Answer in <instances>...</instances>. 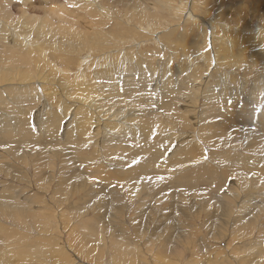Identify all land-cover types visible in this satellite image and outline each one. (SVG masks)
<instances>
[{"label":"rangeland","instance_id":"rangeland-1","mask_svg":"<svg viewBox=\"0 0 264 264\" xmlns=\"http://www.w3.org/2000/svg\"><path fill=\"white\" fill-rule=\"evenodd\" d=\"M135 1L137 3H140L143 7L145 6L149 11L154 9L155 6L157 9V11L155 10L156 12V14L154 15L155 19L148 18L142 12L144 11V9L139 8L140 10H142L141 12H139L138 8L132 7L131 4L126 3L127 6L131 9L130 10L127 8L124 9L125 7H123L121 4L119 5L118 3H114L111 5L108 2H105L104 0H98L97 2L98 4L94 3L96 6H93V4H91L93 7L90 8L92 10L90 12L87 11V8L84 2H82V0H0V29L3 26L6 27L8 26V27H12V30L16 32H20V33L23 32L26 35H30L32 37L33 34L29 30V26H35V22L38 21H42L48 23V25L54 26L58 24V17L62 15H63L64 23L70 22L72 25H70L69 23V25L67 26L70 27L72 26V29L74 30L75 28L76 29L78 28L83 32H87L88 30L87 27L88 26L91 27V24H93V22L97 23L98 25H101L103 28L106 29V31H103V36H102L98 33L96 29L95 34H97V40H96L97 43L96 41H94V43L96 44H90V47L95 51L87 50L84 53L83 52L79 53V55H82V57L84 58L83 61L81 60L79 55H74L73 57L71 56L69 57V59H71V63H70L71 66L69 68L71 73L74 71H78L77 74L83 73L82 76L84 77L87 76V82L91 83V85L89 83V86H94V87L96 86L99 92L104 85V83L99 79L104 77H98V79H96L97 76L94 72L95 69L96 68L99 69V66H101L103 69L113 68L114 65L113 58L118 57V61L120 62L121 67L120 69L115 70L116 77L115 78L111 77L112 79L107 84L111 85L113 90L117 89L116 91H118L120 94L119 97L122 96V98L124 99L129 92L133 94L136 93L137 96H135V98H138L139 96V97H144L145 99H148V101H150V102L146 101L148 106L144 105V110L150 113H157V114H161L164 112L161 106L167 101H170L171 98L174 99L175 97V100L177 102L174 104V106H176L177 104L181 106L183 100L186 101V98H189L192 103L194 102L196 104V109H194V106H188V105L182 106V108L188 112H192L194 117H193V121L190 123L193 126L187 128L186 130H184L182 127H180V129L174 128L172 129V131L163 129L160 132H158V135H160V137L166 138L167 134L169 135V137L173 134L176 139L175 141L179 140V138L181 137L183 141L180 142L179 144L177 143L178 141L173 143L174 145H172L170 148L168 147V152H170L173 149L172 147L174 146L178 147V150L181 149V151L185 149L186 152H188L190 149V154H188V157L192 158V162L188 163L187 169H189V171L194 170L195 173L193 175L198 176V178L202 174L205 173L208 174L210 173V174L206 178V181H202L201 179H199L202 184L197 185L196 187L195 185L192 186V184H190V186L188 187L187 185L184 186V184H182V187L178 186L179 190H177L178 187L176 186H175L176 188L175 187L170 188L165 186L163 188L167 191V193L164 192L165 190L163 191L162 187H156L157 189L156 188L155 189L158 191H155V195L153 193L150 194L151 191L150 193H148V190H146L145 192L139 194V196L137 195L136 199L131 201L130 200L131 193L129 192L130 187L127 184H126L127 186L124 185L125 187L124 192L122 189H120L121 191H119V194H116L114 191H113L114 194L109 193V191L112 190L111 188H115L116 186L115 178L113 177H109L110 179L107 178L106 184H103V182H100L98 179H96L95 180L96 184L101 185L102 188L100 187L97 188L96 186L95 187L93 186L92 190L90 188L87 189L85 187L86 185H88L86 182L85 184L81 182L82 178L83 179L88 178L86 173L88 175H92L91 172L93 169H102L101 170L103 171L102 176L104 178L105 176H107V174L108 176H114L113 174L116 171L118 172L120 169L113 162H108V164L103 163V160L105 159L101 154L104 152V148L106 147L105 145L102 144L103 130L102 132L101 130H99L101 133L98 135V137L96 136L95 142L96 143L99 142L98 144L94 142L92 144L87 143L89 145V146L87 145V147L84 145L81 148L80 146L79 153H81L82 155L87 156L89 152L91 154L93 153L92 156H90L92 158V162L89 156L88 157L90 160L85 159V161L81 157H78L80 158V159L77 158L78 161L82 162L83 160L84 162L82 163L80 162L81 163L80 166V163H77V159H74V162L76 160L75 162L76 165L74 164L72 166L73 169L70 166L71 173L67 172L66 175H64L62 168H59V163L57 164V171L56 168L53 169L51 167H49V169L46 170L43 169L40 171V168L38 166L37 167L32 166L33 165L32 162H31V166H26L24 168L25 165H23L22 163L19 164L16 160L13 159V156L7 158V155L3 154L4 156L3 155L2 156L4 159L1 158L2 156L0 157V164H1L0 167L4 166L8 174H5L3 172H1L0 174L1 177L0 198L5 194L6 195L13 194V192L15 191L16 194L19 196L20 200L15 201V199H11L10 201L11 202L13 201V203H17L16 205L19 204L20 206L18 205L16 207L17 208L22 207L24 210L19 213L17 212V214H19L17 215L15 214L16 211L12 210L11 208L10 210L6 207L4 208L0 207V238L4 237V241H8L7 242L8 250L5 252H7V255L12 256L10 251H12L13 254L19 251L18 254L19 259L17 258V255L16 257H11L12 258L11 259L9 257H3L2 254L1 258L3 259L1 260L0 258V264H239V263L264 264V213L257 219L251 221V224L247 230H238L240 227L237 226L239 222L243 224L244 221L246 222V220H249L252 217H254V214L257 213L259 210L258 208L259 205H264V188L261 187L260 189L253 190L255 192L247 191V190L239 191L237 190L238 187H236L239 180H237L238 182H236V184L231 183L233 180H235V178H238L236 176L240 177V175L241 176L248 175L246 177H251V176L253 177L256 174V172L261 173L262 170H264L262 169L264 167V158H263L264 150L261 152L260 151L261 148H258L257 145L256 147L247 146L248 140H246L245 147L242 146L240 148H238L234 144V143H238V141L236 142L234 140H233L234 142L232 143H230L229 140L226 142L220 141V143L222 144L216 145V148H214L213 145L211 146L207 145L204 142L203 136L201 134V129L203 127L209 126L210 124H208L207 122L205 123V121L209 122V120H201V116L203 115L204 117H206L205 116L206 112L211 105L209 107L205 105V101H206L205 97L207 96H203V94H199L197 92L196 94H192L188 92V90H184V89H188L190 82L192 81V78L195 79L194 80L195 84H193L192 86L196 84H197L196 86L202 84L201 86H199L201 89H203L202 91H204L205 86L208 85L209 86L208 90L210 89L212 95L211 102L214 101L216 106V109L210 110V112H216L217 110V112H220L222 115H224L226 112L225 118H227V115H229L230 113L228 111H233V110L236 111L239 115H241V121H243L241 123V121L239 120L240 117L237 118V122L243 125V127H241L242 129L240 128L241 130L245 129V126L246 128L249 129L247 118L252 113H253L252 114L253 119L252 122L250 123H254V125H257L258 121L259 123L261 122L260 124L264 123V121L262 122V119L264 120V63L256 64L254 66L249 67L244 72V74L240 71L229 69L228 67H226L225 64L218 61L217 44L216 45L213 44L212 38L210 39V34H207V37L209 36L208 40H206L207 42L206 41L205 43L200 42L199 40H201V37L197 33L195 34V32H193L192 30L193 27L189 25L188 21L191 22V20L190 19L187 20L188 16L190 18H193L194 16L196 19H199L202 22L201 18L204 17V19H207L208 16L212 14L216 18V19L214 18V20L216 21L214 22L218 27L216 26L213 27H216V31L215 30L214 31L215 33H217L218 36L224 37L227 34H231L236 38L250 37L255 39L254 42L255 41L258 42L257 40L260 39L264 40V20H262L263 17L255 20L252 19L253 17L256 16V13L253 12L255 7L250 0H245V2H242L241 0L236 2H233V0H135ZM149 2L151 3L150 6L148 4ZM163 3H165L166 6ZM158 10L161 12L159 13ZM263 11H264V7H260L259 12H263ZM141 13L143 14L144 18L141 16ZM129 17L131 20L129 19ZM27 23L29 24V26ZM7 24H9L10 26ZM224 26H227V28L229 27V31L224 30L223 29ZM169 28H173V29L170 30ZM184 28H186L187 29L186 31L189 32L188 34L186 31L182 30ZM180 29L183 32H181ZM189 29L192 31V35ZM172 32H175L173 33L174 35L172 34ZM177 32L180 34L182 33V35L178 34ZM206 32H208V29H206ZM176 34L179 35L180 37L177 36ZM50 35H51L50 38L52 37V39L50 40L49 38L50 41L46 43L47 47H45V48L49 47L47 49L48 55L49 53H51V56L53 55L54 57H59V60H61V57L63 58L64 56H66V54L68 55L77 52V49H75L73 46L67 43L68 41H66L64 35L58 34L57 37V35L54 34V32H51ZM16 36L18 38L21 37L20 34H16ZM174 36L178 38L176 37L174 38ZM104 38L105 39L108 38L109 41L110 39H112L113 41L116 38H118L122 42L126 41V44L122 46V49H119L117 51H114L112 48L110 49L107 46L105 47L103 46L106 49H102L103 47L101 48L100 44L102 43L104 44V41H102L104 40ZM193 38L194 40L191 41L189 40ZM195 40L198 42L196 43ZM231 40H233V38L232 39L230 38V42L233 44ZM256 42L250 45H244L245 47L243 46L247 52L251 51L249 52L250 55L254 52L256 53L257 50L259 49L264 50V42L259 46L253 47L255 46ZM42 44H39L38 46ZM190 45L193 48H191ZM193 45L198 49L196 48L197 49L196 50ZM70 47H72V49ZM188 48H190L191 50H189ZM233 48L235 47L232 45L231 49L234 50ZM235 50L236 52L234 51L232 52L235 54H232L230 56L231 59L230 58L228 59V61L231 63L232 62L236 63L237 61L240 62L239 57L241 53L237 50V48H235ZM69 51L71 53H68ZM100 52L101 53L104 52V53L101 54ZM195 53L198 56H196ZM200 53L202 54L200 55ZM236 53L237 54L240 53V54L236 55ZM255 53L252 54L251 56L255 55ZM235 56H238V58H236ZM189 58L193 59L192 62L191 59ZM245 58L247 59V61L249 60V57H245ZM99 60H103V62L102 61L100 62V65L98 64ZM194 63L197 64V66ZM56 64L57 66H61L60 62H56ZM189 64L191 65L192 69ZM195 67L196 68L199 67L200 70L199 68L196 69ZM201 70H203V72ZM192 73L193 75H191ZM73 76L75 75L73 74ZM225 77L227 78V80ZM165 78H167V80H165ZM168 79L169 80L172 79V81L171 80L170 81L173 82V84ZM95 81L97 82L95 83ZM82 82H83L82 79L77 80V83H82ZM224 82L225 85L228 83L229 85L227 86L223 85ZM113 84H115L114 85L115 88L113 87ZM32 85L34 86V90L37 91L38 93L41 91L40 87L43 86V84L41 85L38 83L37 84L34 83ZM187 85L188 87H186ZM81 87L84 89L87 87V85ZM166 88L169 92L166 90ZM173 88L176 90H174ZM53 89H55L59 93L58 88H53ZM110 91L111 90H109L108 92ZM216 92L217 95L219 94L218 96H220L221 94L222 96L217 97ZM223 92H225V94ZM5 93L6 92H3L2 94L3 98H6L4 97L6 96ZM237 93H239L240 96ZM243 93H245V96ZM171 94H173L174 97ZM174 94L176 95L178 94V95L176 96ZM242 94L245 98L242 96ZM199 95H201L203 98ZM251 95L254 96L255 101ZM168 96L171 97L169 98ZM241 96L244 98V100ZM249 96H251L250 98L252 99L251 101L248 100L249 102L246 103L247 101L246 97ZM2 97H0V114L3 113L6 116V114H8V108H7L8 106H6L4 103H1L2 101L6 100V99H2ZM237 97L238 99L240 98L239 101L237 100ZM49 98L52 99V97ZM90 98H92V96ZM51 99H49L50 100L49 101L47 99L45 100L44 97H42L38 101L35 100L33 102L34 105H29L31 106L30 108L28 106L26 115H28V117L30 116V117H34V119H37L35 120L36 122H41L42 121L41 116L45 115L46 113L45 106H48L49 111L51 110L53 112L60 113L61 109L59 105L55 106L53 104L52 105L49 104L52 101ZM215 99L217 100L218 104ZM58 102L59 101H57V98H55L54 103H58ZM223 103L225 105L228 104V106L231 107L228 108L227 110L228 106L226 105L225 107ZM234 103L235 106L237 103L239 104H237L238 106L235 107L232 105ZM245 104L246 106L248 104L247 108L240 106ZM237 108H239V110H237ZM91 111L93 110L91 109ZM100 111H105V112L108 111V115H109L108 118H112L111 117L112 109L110 110V107L108 105H105L99 110H96L95 113ZM139 115H140V110L135 111L132 108H130V106L128 105L126 108L122 110L119 119H121L120 121H125L126 123L132 124L133 123L132 120L134 118L139 117ZM66 117L65 119H63V125H65L66 127L63 126L62 129L65 128L63 129V131H65L67 128V131H71L72 129L71 123L73 121L72 120L73 107L70 108V113L68 117L67 118ZM6 118L7 117L1 116L0 120L3 121L2 119H6ZM199 118L200 120H198ZM235 118H236V114L232 116L231 120H235ZM30 123L28 124L29 127L28 129L34 131V133L32 132L34 137L36 136L35 134H37L35 133L37 132V130L34 121L33 123L32 122ZM101 124L104 123L102 122ZM114 124L123 126L121 123L118 124V122H115ZM194 124L196 125L195 127ZM30 125L34 126V128L30 127ZM254 125L251 124L250 126L251 128L253 126L252 130H255L254 128L256 129L258 128ZM133 129L135 130V127ZM39 138L42 137H40L39 135L37 138H34V141L35 140L36 142L40 141ZM241 139H244V137H242ZM169 140L170 138L165 143L167 144ZM57 142L58 145H64L59 141ZM261 142H264V140L263 141L261 140ZM24 144H27V142L20 144L22 148L25 146ZM40 144L37 145L33 144V146H30L28 148L36 149L43 147L41 150L45 157L44 160H46V163H48L50 160L51 161L54 160L51 159L50 155H47L50 153L48 151H52L54 153V150L58 151L57 148L60 149L62 148L61 146L47 148L46 145H42V147H38ZM123 144H122L123 147L128 148V149L125 148L123 149L128 150L130 152L129 156L132 157L131 160H133V164H134V161L135 160L137 161L139 152L138 154L137 153L134 154L133 148L135 147L133 145L128 144L129 145L128 147L127 144L124 145ZM99 145L100 148H98ZM255 148L257 150H255ZM99 150H101L102 153ZM191 153L195 154V155L192 154L194 158L192 157ZM134 156L136 157L135 159H133ZM251 158L253 159L252 163H250L252 161L250 160ZM47 159L50 160H48L47 162ZM95 159H97V161ZM254 159H256L255 162ZM88 160L89 162L87 163ZM123 160L127 161L126 159ZM181 160L184 161V158H182ZM245 161H247V163L250 165L249 166L244 165L246 164ZM127 162L128 164H132L129 161ZM84 163L86 165H84ZM259 163L261 165H259ZM88 164H90L89 165L90 167H87ZM184 164L186 165V162H184ZM254 165L257 167H254ZM258 166L260 169L258 168ZM74 167L78 169H74ZM101 167H103L104 169ZM255 168L256 171L254 170ZM52 170H54L55 172H52ZM122 170L124 171V169ZM155 170L157 172L155 174H147L145 175V177L144 175L143 176L141 175L136 177L134 180L137 179V181L140 183L143 182L142 180L153 181L154 178L158 176V172H159L157 171L156 168ZM50 171L53 173L52 174V177L54 178L53 180L56 179L57 181L60 179V181H58V183L54 182L53 184H51L52 182H50L49 184L44 185L43 183H45L46 180L49 178L48 174L50 173ZM187 171L184 172L185 175L187 174ZM203 171L205 172L203 173ZM251 171H255L254 172L255 174L251 173ZM56 172L62 173V175L61 176L59 174L57 175ZM84 172L86 173L84 174ZM127 173H129V168H127ZM169 173H172V170H169ZM263 173L264 171L261 174ZM77 174H79V177L76 176ZM44 176L47 179H45ZM69 176L71 179L69 178ZM73 176L78 180H76ZM153 176L154 178H152ZM159 176H161V173H159ZM210 176L214 178L212 183L208 182ZM150 177L152 179H150ZM26 178L29 179L27 180ZM160 178H162V180H166L167 182L172 181L166 176H162ZM126 179H128V181L130 180L129 177H127ZM30 180L33 183L30 182ZM216 180L218 181V183H216ZM108 181H111V183L110 182L108 183ZM125 181L127 182V180L124 179L123 182ZM227 182L229 183L227 184ZM56 184H59L61 187L56 186ZM216 184L220 185L219 189L218 188L216 189ZM170 185L173 186V184ZM9 186H11L10 189ZM47 186H50V188ZM56 187L59 188L57 189ZM159 188H162V190ZM159 190L164 193L160 192ZM65 191H67L68 194H66ZM212 191L215 199L214 201L211 198ZM89 192L91 193V200L89 198L90 196ZM225 193L234 194L233 196L235 197V200L237 199L236 204H234L235 200L233 202L234 207L232 209L233 211L232 215H226L225 208H221V207L218 208L217 201L219 200L220 196ZM84 194H89V196L84 198ZM151 195H154V197L156 198H154ZM101 196L102 198H100ZM261 196L262 198L259 199V197ZM103 197H105V199H103ZM158 197L161 198L163 202L157 204L156 202L159 201ZM24 199H26V201L30 200L33 202H31V204L28 202H21L22 200L24 201ZM55 199H57L56 200L57 202L55 201ZM68 199L70 201H68ZM113 199L114 200L117 199V201L125 199L123 201L124 203L119 201L118 204L120 208L121 205H124L123 213L118 211V207L112 209V206L109 205V202H112ZM2 200H5V198ZM102 200H104L105 203L107 202L108 205L97 207V205H99L98 203H101ZM163 204H165L167 207L171 206L170 209H167L169 212L167 210H164V212L166 213L168 212L167 213L168 215L170 214L169 216H167L169 217L168 219L167 218L164 219L163 217H161L163 215L162 209L159 212L157 211L158 207L159 208L163 207ZM23 205L24 206L26 205L25 206L26 208H24ZM50 205L52 206L50 207ZM172 206L174 209H172ZM203 206L204 209H201L203 208ZM151 209L155 210L152 212L156 216L152 214L153 217V219L151 220L152 223L151 225L149 224L150 230H147L146 228L147 233L145 236L136 235L135 233L138 234V232L136 231V229L134 230V224L141 221L139 220V218L144 219V217H149L151 215L149 213ZM97 210H100V212H102V214L98 218L95 217V213ZM172 210H174L175 213ZM180 210L182 211L181 213L185 211V213L182 216H180L179 214ZM164 216H166V214H164ZM180 223L183 224L181 228L177 227V225H180ZM17 224L19 226H17ZM143 226L144 225L141 226V230L144 229ZM218 229H222V231L225 232V236L221 235L220 234L221 231H218ZM94 231H96V233H94ZM113 231H115V234ZM129 234L132 235L130 236ZM96 237H98L99 239L98 238L96 239ZM129 237L132 239L135 238L133 239L134 241L130 240ZM112 239H116L118 245H116L115 243L116 241ZM0 245L2 246L1 241H0ZM147 245L148 247L149 246L150 247L147 248ZM100 246L102 248H100ZM24 247L26 249H24ZM161 250L165 251V256H163ZM146 251L147 253H144ZM0 253H1V249H0Z\"/></svg>","mask_w":264,"mask_h":264},{"label":"bare ground","instance_id":"bare-ground-1","mask_svg":"<svg viewBox=\"0 0 264 264\" xmlns=\"http://www.w3.org/2000/svg\"><path fill=\"white\" fill-rule=\"evenodd\" d=\"M105 2H108L109 4H114V3H118L119 5L121 4L123 7H125L124 9H130L126 3L131 4L132 7H137L138 11L141 12L142 10L140 9H144L143 14H145L148 18H154V15L156 14L155 10L157 11L156 7L154 6V9H152L151 11L147 10V8L144 6H142L140 3H137L135 0H104ZM239 0H233V2H236ZM242 2H245V0H241ZM255 9L253 10V12L256 13V16L253 17L252 19H258V18H262V20H264V11L263 12H259L260 7H264V0H250ZM82 2H84L87 11L90 12L92 11L90 8H92L93 6H96L95 4H98V0H82ZM95 3V4H94ZM156 3V2H155ZM93 4V6L91 5ZM149 6L151 5V3H148ZM165 6L166 4L163 3ZM116 5V4H115ZM130 5V6H131ZM162 6V5H161ZM164 6V7H165ZM163 7V6H162ZM119 8V7H118ZM140 8V9H139ZM131 10V9H130ZM159 11V10H158ZM161 11H159L160 13ZM128 13V12H127ZM138 13V12H137ZM143 14L141 13V16L143 17ZM131 15V14H130ZM159 15V14H158ZM209 15V14H208ZM128 16V15H127ZM145 16V17H146ZM156 17V16H155ZM144 18V17H143ZM214 16L212 14H210L208 16L207 19H196L194 16L193 18H190L189 16L187 17V20L190 19L189 25L191 27H193V32H195V34L197 33L200 37L201 40H199L200 42H204L206 40H208L209 36L207 37V34H210V39L212 38V42L214 45L217 44V51H218V56L217 59L219 62L223 63L226 65V67H228L229 69L232 70H236V71H240L244 74V72L251 66H254L256 64H262L264 63V50L259 49L257 50V54L255 53V55L251 56L249 54V52L246 51V49L244 48V45H250L255 43L253 38L250 37H245V38H236L231 34H227L224 37L218 36L217 33H215L216 31V27H218L215 24V20H214ZM130 19V17H129ZM155 19V18H154ZM179 19V18H178ZM216 19V18H215ZM131 20V19H130ZM153 20V19H150ZM215 21V22H214ZM70 23V22H69ZM69 23H64L63 21V15L58 17V24L57 25H48V23L42 22V21H38L35 22V26H29V30L32 32V37L30 35H26L25 33H20V32H16L14 30H12V27H6L3 26L0 29V97H2L3 92H6V98L2 99H6L5 101H2L1 103H4L6 106H8V114H0V117H7L6 119H2L3 121L0 120V157L4 154L7 155V158L10 156H13V159L16 160L19 164L22 163L24 166V168L26 166H31V162H32V166L34 167H39L40 171L43 169H49V167L51 168H56L57 171V164L59 163V168H62L64 175L67 174V172H70V169L72 168V166L75 164L74 159H77L78 157H81L84 161L85 159H89L90 156H92V154L89 152V154L87 156L82 155L81 153H79L80 151V146L82 148V146H86L87 147V143H94L96 140V136L98 137V135L102 132L103 130V139H102V144L105 145L104 148V152L102 153L101 150H99L102 154V156L104 157L105 160H103V163H107L108 162H113L115 165H117L120 169L119 171L115 172L113 175L114 176H105V178L102 176L103 175V171H101L102 169H93L92 170V175H88L86 172H84V174L86 173V175L88 176V178L83 179L82 178V183L85 184V182L88 184L85 187L88 189L90 188L92 190L93 186L95 187H100L102 188L101 185H97L95 180L98 179L100 182H103V184H106L107 182V178L110 179L109 177H113L115 178V183L116 186L115 188H111L112 190L109 191V193H113V191L116 194H119V191H121L120 189L123 190V192L125 191V186H129V192L130 194V200H134L137 198V195L139 196V194L145 192L146 190H148V193L150 194H154L155 195V191L157 188L156 187H178L181 186L182 184L190 186V184L195 185V187L197 185H201V181L199 179H201L202 181H206V178L208 177V173L202 174L199 176H194L193 174L195 173V171H189L188 168V163L192 162V158L188 157V154H190V149L188 152H186L185 149H183L181 151L178 150V147H172L173 149L168 152V147L170 148L172 145H174L173 143L177 142L178 144L180 142L183 141V139L180 137L179 140L175 141V136L172 134L170 137L167 134L166 138L160 137V135H158V132H160L161 130L165 129V130H171L174 128H178L180 129V127H182L184 130H186L187 128L193 126L190 122L193 121V114L192 112H188L186 110H184L182 108V106L188 105V106H194V109H196V104L190 101L189 98H186V101L183 100V102L181 103L182 105L179 106V104H177L176 106H174L176 102L175 97L173 96V94H171L173 98L170 99V101H167L166 103L162 104V111L163 113L161 114H157V113H150L148 111L144 110V105L148 106V104L146 103V101H148V99H145L144 97H139L135 98L136 93H131L129 92L125 98L123 99L122 96L119 97V92L116 90H113L112 86L107 84L109 83V81L112 78L116 77L115 74V70L116 69H120V62L118 61V57H114V65L113 68L111 69H103L101 66H99V69H95V74H96V79H98V77H104V78H100L99 80H101L104 85L102 87V89L99 91L101 93L98 92V88L95 86H89L90 82H87V76L84 77L82 76L83 73H79L77 74L78 71H74L71 73V71L69 70L70 68V63H71V59H69V57H73L74 55H79V53L81 52H85V51H95L94 49H92L90 47V44H96L97 43V34H95L96 29L98 31V33L100 35L103 36V31H106L105 28H103L101 25H98L97 23L93 22V24H91V27L88 26L87 27V32H83L81 30H79L78 28L75 30L72 29V26H67L69 25ZM9 25V24H7ZM70 25H72L70 23ZM10 26V25H9ZM173 26V25H172ZM216 26V27H213ZM190 27V28H191ZM241 27V26H240ZM168 28V27H167ZM170 30L173 28H169ZM185 29V30H184ZM182 29L183 31H186L187 29L184 28ZM206 29H208V32H206ZM224 30H228L229 31V27L227 28V26L223 27ZM238 29V28H236ZM181 30V29H180ZM181 30V32H183ZM190 30V29H189ZM215 30V31H214ZM177 31V30H176ZM191 31V30H190ZM246 31V30H245ZM54 32V34L57 35H64L66 41H68L67 43L71 46H73L75 49H77L76 53H71L70 51L68 53L71 54H66V56H64L63 58L61 57V60H59V57H54L53 55L51 56V53H49V55L47 54V49L49 48H45L46 43L48 41H50L52 39V37L50 38V33ZM113 32V31H112ZM187 32V31H186ZM185 32V33H186ZM175 32H172V34ZM178 33V32H177ZM189 32H187L188 34ZM16 34H20L21 37H17ZM171 34V35H172ZM180 34V33H178ZM184 34V33H183ZM174 35V34H173ZM177 35V34H176ZM182 35V33L180 34ZM185 35V34H184ZM191 35H192V31H191ZM215 35V36H214ZM217 35V36H216ZM113 36V35H112ZM179 36V35H177ZM186 36V35H185ZM60 37V36H59ZM176 36H174L175 38ZM180 37V36H179ZM32 38V39H31ZM50 38V40H49ZM167 38V37H166ZM173 38V37H172ZM178 38V37H176ZM183 38V37H182ZM190 38V37H189ZM230 38L233 40H231L233 42V44L230 42ZM54 39V38H53ZM59 39V38H57ZM101 39V38H100ZM118 39V38H116ZM113 40L108 38H104V44H100L101 48L104 46H107L108 48H112L114 51H117L119 49H122V46H124L126 44V41L122 42L120 39L118 40ZM125 39V38H124ZM185 39V38H184ZM187 39V38H186ZM199 39V38H198ZM45 40V41H44ZM63 40V39H62ZM120 40V41H119ZM188 40V39H187ZM194 40L193 39H189ZM197 40V39H196ZM195 42L197 43L198 41ZM56 41V40H54ZM65 41V40H64ZM94 41H96V43H94ZM181 41V39H180ZM210 41V40H209ZM235 41V42H234ZM258 42H256L255 46H259L261 45L264 40L260 39L257 40ZM44 42V43H43ZM174 42V41H173ZM183 42V40H182ZM194 42V41H193ZM207 42V41H206ZM36 43V44H35ZM43 43V44H42ZM59 43V42H58ZM61 43V42H60ZM65 43V42H64ZM63 43V44H64ZM101 43V42H99ZM187 43V42H185ZM191 43V42H190ZM39 44H42L40 46H38ZM51 44V42H50ZM192 44V43H191ZM203 44V43H202ZM48 45V44H47ZM62 45V44H61ZM66 45V44H65ZM98 45V44H97ZM185 45V44H183ZM231 45V46H230ZM232 45L237 48V50L241 53L240 54V62L239 61H235L236 63H231L228 61V59L230 58V56L232 54L233 51L236 52L235 48H233L234 50L231 49ZM92 46V45H91ZM191 46V45H190ZM194 46V45H193ZM200 46V44H199ZM244 46V47H243ZM53 47V46H52ZM81 47V48H80ZM102 48V49H106V48ZM185 47V46H183ZM251 47V46H250ZM252 47V48H253ZM72 49V47H70ZM88 48V49H87ZM191 48H193L191 46ZM194 48L196 49L197 47L194 46ZM200 48V47H199ZM54 49V48H53ZM63 49V48H61ZM65 49V48H64ZM73 49V50H75ZM100 49V50H102ZM189 50H191L190 48H188ZM187 49V50H188ZM198 49V48H197ZM196 49V50H197ZM202 49V48H201ZM50 50V49H49ZM195 50V51H196ZM65 51V50H64ZM98 51V49H97ZM253 51V50H252ZM54 52V51H53ZM56 52V51H55ZM62 52V51H61ZM57 53V52H56ZM97 53V52H96ZM101 53V52H100ZM104 52H102L101 54H103ZM53 54V53H52ZM190 54V52H189ZM202 53H200L201 55ZM236 53V55H238ZM196 56H198L195 53ZM86 56V55H85ZM193 56V53H192ZM52 57V58H51ZM79 57L81 58V60L83 61L84 58L82 57V55H79ZM236 58H238V56H235ZM245 57H249V62L247 61V59ZM87 59V58H86ZM191 59V58H189ZM216 59V61H217ZM231 59V58H230ZM235 59V58H233ZM193 59H191L192 62ZM94 61V60H93ZM103 62V60H99V65L100 62ZM56 62H60L61 66H57ZM88 62V61H87ZM92 62V61H91ZM190 62V63H191ZM81 64V63H80ZM187 64V63H186ZM185 64V65H186ZM195 64V63H194ZM79 65V63H78ZM190 65V64H189ZM197 66V64H195ZM194 66V65H193ZM80 67V66H79ZM188 67V66H187ZM191 67V65H190ZM196 68V67H195ZM199 68V67H198ZM196 68V69H198ZM192 69V67H191ZM200 70V68H199ZM195 71V70H194ZM203 72V70H201ZM193 72V71H192ZM73 74L75 76H73ZM202 74V73H201ZM229 74V73H228ZM190 75V74H189ZM193 75V73L191 74ZM79 76V77H78ZM168 76V75H167ZM202 76V75H201ZM112 77V78H111ZM191 77V76H190ZM85 78V79H84ZM118 78V77H117ZM116 78V79H117ZM169 78V77H168ZM171 78V77H170ZM192 78V77H191ZM226 78V77H225ZM78 79H82L83 82L82 83H77ZM203 79V78H202ZM224 79V78H223ZM93 80V79H92ZM164 80V79H163ZM165 80H167V78H165ZM169 80V79H168ZM172 81V79H170ZM169 80V81H170ZM195 79L192 78V81L190 82V85L188 87V85L186 87H188V89H184V90H188V92L192 93V94H203V96H207L205 97L206 101H205V105L207 107H209V109L206 112V117H204L203 115L201 116V120H209L205 121V123L207 122L208 124H210L209 126L203 127L201 129V134L203 136L204 142L211 146L213 145L214 148H216V145L218 144H222L220 143V141H228L230 143L234 142V141H238V143H234L238 148L244 146L245 147V143L246 140H248L247 146H253L256 147V145L258 146V148H261L260 151L262 152L264 150V142H261V140H264V123L260 124L259 121L257 122V125H254V123H250L252 122L253 119V113L251 115L248 116L247 121H248V126L249 129L246 128L241 130L243 127V125H241L240 123L237 122V118H239V120L241 121V115H239L236 111H228L230 112L229 115H227V118H225V114L222 115L220 112H210V110H215L216 106H215V102H211V91L210 89L208 90L209 86H205L204 91H202L203 89H201L199 86H201L202 84L196 86H192L193 84H195ZM205 80V79H204ZM227 80V78H226ZM230 80V79H229ZM46 81V82H45ZM91 81V80H90ZM94 81V80H93ZM92 81V83H93ZM170 81V82H171ZM188 81V80H187ZM198 81V80H197ZM223 81V80H222ZM232 81V80H231ZM86 82V83H85ZM97 81H95L96 83ZM158 82V81H157ZM165 82V81H164ZM200 82V81H199ZM227 82V81H226ZM229 82V81H228ZM34 83H38V84H43L42 87H40V94L34 90V86L32 84ZM163 83V82H162ZM173 84V82H171ZM203 83V82H201ZM208 83V82H207ZM206 83V84H207ZM230 83V82H229ZM226 84L225 82L223 83V85L227 86L229 85ZM15 84V85H14ZM19 84V85H18ZM186 84V83H185ZM32 85V86H31ZM86 86V88H82L81 86ZM91 85V83H90ZM115 84H113L114 87ZM14 86V87H13ZM16 86V87H15ZM20 86V87H19ZM110 88H109V87ZM76 87V88H75ZM108 87V88H107ZM168 87V86H167ZM184 87V86H183ZM185 87V88H186ZM53 88H58L59 89V93L58 91H56ZM115 88V87H114ZM165 88V86H164ZM182 88V87H181ZM180 88V89H181ZM76 91H74V90ZM106 91H105V90ZM174 89V88H173ZM183 89V88H182ZM4 90V91H2ZM34 90V91H33ZM109 90H111L110 92H108ZM167 90V88H166ZM170 90V89H169ZM176 90V89H174ZM165 91V90H163ZM168 91V90H167ZM166 91V92H167ZM171 91V90H170ZM219 91V90H218ZM44 92V93H43ZM79 92V93H77ZM169 92V91H168ZM246 92V91H245ZM42 93V94H41ZM163 93V92H162ZM177 93V92H174ZM210 93V94H209ZM214 93V92H213ZM222 93V92H221ZM225 94V92H223ZM241 93V92H240ZM250 93V92H249ZM116 94V95H115ZM179 94V93H178ZM177 94V95H178ZM239 95V93H237ZM245 96V93H243ZM242 94V96H243ZM42 95V96H40ZM169 95V94H168ZM176 95V94H174ZM176 95V96H177ZM209 95V96H208ZM219 95V94H218ZM217 95L216 92V96L220 97L222 96V94L220 96ZM247 95V93H246ZM92 96V98H90ZM147 96V94H146ZM149 96V95H148ZM167 96V95H166ZM201 96V95H199ZM240 96V95H239ZM241 96V97H242ZM243 96V97H244ZM252 98L254 99V96L251 95ZM246 97L247 101L246 103H248L249 101H251L252 98ZM42 97H44V99L49 100L52 97V101L49 103L50 105H55V106H60L61 112L57 113V112H53V111H49L48 106H45L46 109V113L45 115L41 116V122H36L34 119V117H28L27 114V110H28V106L29 105H34L33 102L35 100H39ZM169 98L171 96H168ZM202 97V96H201ZM216 97V99H217ZM236 97V96H235ZM242 97V98H243ZM57 98V101H59L58 103H54V99ZM203 98V97H202ZM245 98V97H244ZM243 98V100H244ZM167 99V98H166ZM179 99V98H176ZM196 99V98H195ZM215 99V100H216ZM219 99V98H218ZM230 99V98H228ZM227 99V100H228ZM236 99V98H235ZM234 99V100H235ZM263 99V98H262ZM214 100V99H213ZM222 100V99H221ZM225 100V99H224ZM237 100L239 101L240 98ZM236 100V101H237ZM249 100V101H248ZM50 101V100H49ZM156 101V100H155ZM185 101V102H184ZM199 101V100H196ZM255 101V99H254ZM253 101V102H254ZM150 102V101H148ZM154 102V101H153ZM179 102V101H178ZM217 102V100H216ZM243 102V101H242ZM221 103V102H220ZM244 103V102H243ZM251 103V102H250ZM204 104V103H203ZM218 104V102H217ZM224 104V103H223ZM239 104V103H237ZM235 103L232 104L233 106L237 107L238 105ZM105 105H108L110 107V110L112 109V118H108V111H100V112H96V110H99L100 108L104 107ZM130 106V108H132L135 111L140 110V115L137 118H134L132 120V124L126 123L125 121H120L121 119H119L120 114L122 112V110L124 108H126L127 106ZM225 105V104H224ZM228 106V104H226ZM225 105V107H226ZM179 106V107H178ZM219 106V105H218ZM221 106V105H220ZM243 106L245 108H247L246 104L245 105H240ZM239 106V107H240ZM31 106H29L30 108ZM73 107V118H72V129L71 131H67V128L65 131H63V119H65V117L69 115L70 113V108ZM75 107V108H74ZM206 107V108H207ZM231 107V106H230ZM229 106L227 107L230 108ZM44 108V107H43ZM48 108V110H47ZM55 108V107H54ZM93 111H91V109ZM233 109V108H232ZM244 109V108H243ZM56 110V109H55ZM225 110V109H223ZM222 110V111H223ZM226 110V111H227ZM231 110V109H230ZM236 110V108H235ZM237 110H239V108H237ZM43 111V110H42ZM221 111V110H220ZM247 111V110H246ZM29 112V111H28ZM31 112V111H30ZM44 112V111H43ZM210 112V113H209ZM35 114V113H34ZM39 114V113H38ZM236 114V118L235 120H231L232 116ZM36 115V114H35ZM71 115V114H70ZM199 115V114H198ZM38 116V115H37ZM247 116V115H246ZM66 117V118H67ZM199 117V116H198ZM235 117V116H234ZM246 118V117H245ZM260 118V117H259ZM40 119V118H38ZM44 119V120H43ZM200 120V118L198 119ZM35 124L37 134H35L36 136L33 137V133L34 131L31 129H28V124L30 122ZM236 121V122H235ZM264 120L262 119V122ZM71 122V120H70ZM104 124H101V123ZM115 122L121 123L123 126L114 124ZM243 121H241L242 123ZM69 123V122H68ZM31 124V123H30ZM252 125L258 127L257 129L254 128L255 130H252V128L250 127ZM207 125V124H206ZM69 126V125H68ZM100 126V128H99ZM196 125L194 124V127ZM33 127L34 126H31ZM66 127V126H65ZM70 127V126H69ZM122 127V128H121ZM124 127V128H123ZM135 127V130L133 129ZM241 128V129H240ZM35 130V131H36ZM101 130V132L99 131ZM236 131V132H235ZM33 132V133H32ZM99 132V133H98ZM39 133V134H38ZM115 134V136H114ZM40 135L39 138L40 141L36 140L34 141V138H37ZM184 135V134H183ZM185 136V135H184ZM242 137H244V139H241ZM32 138V139H31ZM170 138V140L167 142V144L165 143L168 139ZM178 138V136H177ZM21 139V140H20ZM38 140V139H37ZM234 140V141H233ZM64 144V145H58V142ZM24 144L25 146L22 148L21 147V143H26ZM33 142V143H32ZM36 142V143H34ZM126 142V143H125ZM41 143V144H40ZM96 143V142H95ZM99 143V142H98ZM96 143V144H98ZM131 144L133 145L135 148H133V153H137L139 152V156L137 157V161H134L133 164V160H131L132 157L129 156L130 152L128 150V148H125L122 146V144ZM33 144L37 145L40 144L38 147H42V145H46V147L50 148V147H62L57 148L58 151L54 150V153L52 151H48L50 152L47 155H50L51 159H54L53 161L50 160L48 163H46V160L43 152H42V148H28L30 146H33ZM123 144V145H124ZM186 144V143H185ZM255 146H254V145ZM128 145V147H129ZM89 146V145H88ZM226 146V145H225ZM234 146V145H233ZM246 146V147H247ZM8 147V148H5ZM194 147V146H193ZM222 147V146H221ZM100 148V145L99 147ZM125 148V149H123ZM132 148V147H131ZM60 149V150H59ZM88 149V148H87ZM95 149V148H94ZM247 149V148H246ZM254 149V148H253ZM47 150V149H46ZM98 150V149H97ZM131 150V149H130ZM192 150V149H191ZM194 150V148H193ZM245 150V149H244ZM248 150V149H247ZM255 150H257L255 148ZM95 151V150H94ZM227 151V150H226ZM225 151V152H226ZM236 151V150H235ZM249 151V150H248ZM245 151V152H248ZM47 152V151H46ZM198 152V151H197ZM251 152V151H250ZM264 152V151H263ZM194 153V152H193ZM191 153V155L193 154ZM201 153V152H200ZM232 153V152H231ZM239 153V152H238ZM253 153V152H252ZM258 153V152H257ZM260 153V152H259ZM10 154V155H9ZM99 154V153H98ZM217 154V153H216ZM225 154V153H224ZM228 154V152H227ZM234 154V153H233ZM248 154V153H247ZM263 154V153H262ZM3 155V156H4ZM95 155V153H94ZM195 155V154H193ZM192 155V157H193ZM238 155V154H237ZM3 156L1 158H3ZM89 156V157H88ZM100 156V155H99ZM101 156V157H102ZM184 156V157H182ZM216 156V155H215ZM243 156V155H242ZM255 156V154H254ZM55 157V158H53ZM96 157V155H95ZM98 157V156H97ZM102 157V158H103ZM248 157V156H246ZM251 157V156H249ZM6 158V159H7ZM136 157L134 156L133 159H135ZM182 158H184V161L181 160ZM194 158V157H193ZM255 158V157H254ZM264 158V155H263ZM4 159V158H3ZM80 159V158H78ZM77 159V163H80L81 161H78ZM81 159V160H82ZM91 162H92V158L90 157ZM89 159V160H90ZM126 159L127 161L131 162L132 164H128L127 161L123 160ZM2 160V159H1ZM82 160V162H84ZM89 160L87 161V163L89 162ZM97 161V159H95ZM102 160V159H99ZM186 160V161H185ZM191 160V161H190ZM236 160V159H235ZM250 160H252L250 163L253 162V159L251 158ZM256 159H254L255 162ZM263 160V159H262ZM259 161V160H258ZM8 162V161H6ZM81 162V163H82ZM101 162V161H99ZM184 162H186V165L184 164ZM246 166H249L250 164L247 163V161H245ZM80 163V166H81ZM231 163V162H230ZM233 163V162H232ZM258 163V162H257ZM9 164V163H8ZM92 164V163H91ZM94 164V162H93ZM102 164V163H101ZM192 164V163H191ZM234 164V163H233ZM248 164V165H247ZM11 165V164H10ZM76 165V164H75ZM78 165V164H77ZM84 165H86L84 163ZM83 165V166H84ZM90 164H88L87 167ZM96 165V164H95ZM103 165V164H102ZM228 165V164H227ZM236 165V164H235ZM238 165V164H237ZM259 165H261L259 163ZM1 166V164H0ZM71 166V168H70ZM82 166V167H83ZM97 166V165H96ZM252 166V165H251ZM17 167V166H16ZM21 167V166H19ZM23 167V166H22ZM33 167V168H34ZM79 167V166H78ZM93 167V166H92ZM106 167V166H104ZM108 167V166H107ZM117 167V168H118ZM125 167V168H124ZM227 167V166H226ZM230 167V166H229ZM235 167V166H234ZM232 167V168H234ZM254 167H257L254 165ZM262 167V166H261ZM95 168V167H94ZM99 168V167H97ZM103 168V167H101ZM116 168V169H117ZM127 168H129V173H127ZM155 168L157 169L158 172V176H156L154 178V176L152 178H154L153 181L151 180H142L143 182L140 183L136 180H134L136 177L138 176H143L145 177V175L147 174H155L157 173ZM246 168V167H244ZM259 168V166H258ZM73 169V168H72ZM74 169H78L75 168ZM104 169V168H103ZM108 169V168H106ZM124 169V171L122 170ZM229 169V168H227ZM248 169V168H246ZM260 169V168H259ZM264 169V167L262 168ZM261 169V170H262ZM4 168V166L0 167V174L1 172L8 174L7 170ZM24 170V169H23ZM83 170V169H82ZM169 170H172V173H169ZM188 170V171H187ZM253 170V169H251ZM256 171V168L254 169ZM27 171V170H26ZM37 171V170H36ZM39 171V172H40ZM187 171V174L185 175L184 172ZM246 171V170H245ZM255 171H251V173H254ZM260 171V170H259ZM264 170H262L263 172ZM30 172V171H29ZM52 172H55L54 170H52ZM50 171V173L48 174V179L46 180L45 183H43L44 185L49 184L50 182H52L51 184H53L54 182L60 181L56 179L53 180L54 178L52 177V173ZM75 172V170H74ZM77 172V171H76ZM114 172V171H113ZM205 171H203L204 173ZM218 172V171H217ZM244 172V171H243ZM248 172V171H247ZM250 172V171H249ZM261 172V173H262ZM12 173V172H11ZM57 173V172H56ZM71 173V172H70ZM159 173H161V176H159ZM230 173V172H229ZM257 173L251 178V177H246L248 175L245 176H236L238 178H235V180H233L231 183L236 184V182H238L237 180H239L238 184L236 187H238L237 190L241 191H253L255 189H260L261 187L264 188V173ZM32 174V173H31ZM46 174V175H47ZM62 175V173H57V175ZM90 174V173H89ZM220 174V173H219ZM38 175V174H37ZM70 175V174H69ZM75 175V174H74ZM213 175V174H211ZM218 175V174H217ZM35 176V175H33ZM76 176L79 177V174H77ZM82 176V175H81ZM126 176V177H125ZM151 176V175H150ZM162 176H166L167 178L171 179V182H167L166 180H162ZM192 176V177H190ZM232 176V175H229ZM39 177V176H38ZM58 177V176H57ZM67 177V176H66ZM74 177V176H73ZM127 177L130 178V180L128 181V179H126ZM148 177V176H147ZM159 177V178H157ZM1 178V177H0ZM7 178V177H6ZM5 178V180H6ZM64 178V177H63ZM70 178V176H69ZM75 178V177H74ZM141 178V177H140ZM150 177V179H152ZM27 180L29 178H26ZM62 179V178H61ZM65 179V178H64ZM71 179V178H70ZM76 179V178H75ZM112 179V178H111ZM127 180V182H123V180ZM143 179V178H142ZM258 179V180H257ZM12 180V179H11ZM74 180V179H73ZM78 180V179H76ZM214 180V178L212 176L209 177V181L210 183H212ZM10 181V180H9ZM17 181V180H16ZM35 181V180H34ZM221 181V180H220ZM14 182V181H13ZM12 182V183H13ZM30 182H32L30 180ZM64 182V181H63ZM68 182V181H67ZM111 183V181H108V183ZM146 182V183H145ZM162 182V184H161ZM222 182V181H221ZM4 183V182H3ZM33 183V182H32ZM216 183H218V181L216 180ZM226 183V182H225ZM229 182H227L228 184ZM38 184V183H37ZM127 184V185H126ZM170 184H173V186H171ZM26 185V184H25ZM108 185V184H107ZM110 185V184H109ZM223 185V184H221ZM4 186V185H3ZM7 186V185H6ZM42 186V185H41ZM54 186V185H53ZM56 186L61 187L59 184H56ZM84 186V185H83ZM112 186V185H111ZM109 186V187H111ZM155 186V187H153ZM211 186V185H210ZM11 186H9L10 189ZM50 188V186H47ZM59 187H56L57 189ZM77 187V186H76ZM105 187V185H104ZM128 187V188H129ZM175 187V188H176ZM212 187V186H211ZM223 187V186H222ZM81 188V187H80ZM156 188V189H155ZM162 188H159L162 190ZM186 188V187H185ZM191 188V187H190ZM220 188L219 184H216V189ZM224 188V187H223ZM15 189V188H14ZM39 189V188H38ZM42 189V187H41ZM115 189V190H114ZM233 189V188H232ZM5 190V189H3ZM70 190V189H69ZM165 189L163 188V191ZM179 190V187L178 189ZM234 190V189H233ZM39 191V190H38ZM74 191V190H73ZM160 191V190H159ZM169 191V190H168ZM227 191V190H226ZM66 194H68L67 191H65ZM70 192V191H69ZM76 192V191H75ZM108 192V191H107ZM162 192V191H160ZM164 192L167 193V191L165 190ZM162 192V193H164ZM174 192V191H173ZM228 192V191H227ZM255 192V191H253ZM258 192V191H257ZM8 193V192H7ZM39 193V192H38ZM37 193V195H38ZM90 193V192H89ZM170 193V192H169ZM211 198L214 199V195H213V191L211 192ZM36 194V193H35ZM63 194V193H62ZM77 194V193H76ZM81 194V193H80ZM122 194V193H121ZM191 194V193H190ZM42 195V194H41ZM94 195V194H93ZM101 195V194H100ZM104 195V194H103ZM154 195H151L154 197ZM216 195V194H215ZM234 194H230V193H225L222 194L219 198L218 202V208H225V212L226 215H232L233 211V202L235 200V197L233 196ZM8 196V197H7ZM21 196V195H20ZM36 196V195H35ZM66 196V195H65ZM68 196V195H67ZM89 194H84V198L88 197ZM119 196V195H118ZM117 196V198H118ZM122 196V195H121ZM174 196V195H173ZM204 196V195H203ZM263 196V195H262ZM259 197L260 198H262ZM24 197V196H23ZM80 197V196H79ZM83 197V196H82ZM114 197V196H113ZM152 197V198H153ZM176 197V196H175ZM219 197V196H218ZM257 197V195H256ZM5 198V200L2 199ZM0 198V207H6L8 209H12L15 212V214H17V212H22L24 209L22 207H16L18 205H16L17 203H13V201L11 202V199H15V201L20 200L19 196L16 194V192L14 191L13 194H5ZM26 198V197H25ZM90 200H91V193L89 196ZM95 198V197H94ZM102 198V196L100 197ZM107 198V197H106ZM120 198V197H119ZM151 198V199H152ZM156 198V197H154ZM159 198V197H158ZM157 198V199H158ZM210 198V197H209ZM22 199V197H21ZM43 199V198H42ZM41 199V201H42ZM47 199V198H46ZM52 199V198H51ZM61 199V198H59ZM103 199H105V197H103ZM200 199V198H199ZM54 200V199H53ZM57 199H55L56 201ZM77 200V199H76ZM108 200V199H106ZM125 199L122 200H112V202H109V205L112 206V209L117 208L118 207V211L123 213V208L124 205H121V208L119 207V201L123 202ZM145 200V199H144ZM156 200V199H155ZM154 200V201H155ZM159 201L156 202L157 204L163 202L161 200V198L158 199ZM211 200V199H210ZM237 200V199H236ZM236 200L234 202V204H236ZM46 201V200H45ZM67 201V200H66ZM68 201H70L68 199ZM152 201V200H151ZM153 201V202H154ZM200 201V200H199ZM206 201V200H205ZM212 201V200H211ZM21 202H28L31 204L30 200L24 199V201L22 200ZM37 202V200H36ZM47 202V201H46ZM54 202V201H53ZM57 202V201H56ZM145 202V201H144ZM189 202V201H188ZM202 202V201H201ZM243 202V201H242ZM259 202V201H257ZM262 202V201H260ZM44 203V202H43ZM50 203V202H49ZM64 203V202H63ZM124 203V202H123ZM147 203V202H146ZM39 204V203H38ZM59 204V203H58ZM100 207L104 206V205H108V203L104 202V200L101 201V203H98ZM122 204V203H121ZM40 205V204H39ZM55 205V204H54ZM156 205V204H155ZM204 205V204H203ZM216 205V204H215ZM222 205V206H221ZM239 205V204H238ZM250 205V204H249ZM20 206V205H19ZM24 206V205H23ZM26 206V205H25ZM24 206V208H26ZM49 206V204H48ZM52 205H50L51 207ZM236 206V205H235ZM258 206V205H257ZM35 207V206H34ZM171 206H166L165 204H163L162 208L157 209V211H161V209L163 210V215L161 217H163L164 219H168L169 216L167 213L169 212L167 209H170ZM184 207V206H183ZM43 208V207H41ZM153 208V207H152ZM157 208V206H156ZM177 208V207H176ZM182 208V207H181ZM185 208V207H184ZM206 208V207H205ZM259 210L257 213L254 214V217H250L251 219L246 220V222L244 221L243 224H241L239 222V224H237V226H239L240 228L238 230H247L251 224V221H253L254 219H257L258 217H260L263 213H264V205H259ZM10 209V210H11ZM51 209V208H50ZM53 209V208H52ZM108 209V208H107ZM146 209V208H145ZM172 209L173 206H172ZM204 209V206L203 208ZM40 210V209H39ZM38 210V211H39ZM43 210V209H42ZM164 210H167L168 212H164ZM6 211V210H5ZM46 211V210H44ZM107 211V210H106ZM105 211V213H106ZM152 210L149 211V213L151 214L149 217H144V219H140V222H137L134 224V230L136 229V231L138 232L135 233L136 235H141V236H145L146 235V228L147 230L149 229V224L151 225V220L153 219L152 214H154ZM174 213L175 211L172 210ZM179 211V210H178ZM202 211V210H201ZM210 211V210H209ZM110 212V211H109ZM182 211L180 210L179 214L180 216H182L185 211L183 213H181ZM235 212V211H234ZM237 212V211H236ZM206 213V212H205ZM215 213V212H214ZM252 213V212H251ZM102 214V212H100V210H97L95 213V217L98 218L100 215ZM164 214H166V216H164ZM19 215V214H17ZM51 215V214H50ZM59 215V214H58ZM57 215V216H58ZM208 215V214H207ZM212 215V214H211ZM250 215V214H249ZM21 216V215H20ZM40 216V215H39ZM46 216V215H44ZM147 216V215H146ZM154 216H156L154 214ZM94 217V218H95ZM158 217V215H157ZM202 217V216H201ZM242 217V216H241ZM249 217V216H248ZM41 218V217H39ZM46 218V217H45ZM231 218V216H230ZM43 219V218H42ZM68 219V218H67ZM159 219V218H158ZM243 219V218H242ZM12 221V220H11ZM32 221V220H31ZM45 221V220H44ZM43 221V222H44ZM61 221V220H59ZM162 221V220H161ZM184 221V220H183ZM182 221V223H183ZM17 222V221H16ZM26 222V221H24ZM23 222V223H24ZM42 222V221H40ZM104 222V221H103ZM134 222V221H133ZM132 222V223H133ZM148 222V223H147ZM154 222V221H153ZM99 223V222H98ZM180 223V225H177V227H182L183 224ZM253 223V222H252ZM141 224V225H140ZM16 225V224H15ZM32 225V224H31ZM144 225V229L141 230V226ZM17 226H19L17 224ZM37 226V225H36ZM40 226V225H38ZM43 226V225H42ZM176 226V225H175ZM2 227V226H1ZM24 227V226H23ZM125 227V226H124ZM142 227V228H143ZM151 227V226H150ZM4 228V227H3ZM74 228V227H73ZM175 228V227H174ZM254 228V227H253ZM9 229V228H6ZM43 229V228H42ZM125 229V228H124ZM176 229V228H175ZM11 230V229H10ZM20 230V229H19ZM28 230V229H27ZM47 230V229H46ZM255 230V229H253ZM56 231V230H55ZM68 231V230H67ZM86 231V230H85ZM130 231V230H129ZM157 231V230H156ZM176 231V230H175ZM195 231V230H194ZM218 231H221L220 234L225 236V232L222 231V229H218ZM42 232V231H41ZM44 232V231H43ZM65 232V231H64ZM115 234V231H113ZM126 232V231H125ZM181 232V231H180ZM3 233V231H2ZM6 233V232H5ZM68 233V232H67ZM94 233H96V231H94ZM128 233V231H127ZM130 233V232H129ZM51 234V233H50ZM30 235V234H29ZM63 235V234H61ZM130 235V234H129ZM132 235V234H131ZM130 235V236H131ZM26 236V235H25ZM133 237V236H132ZM137 237V236H136ZM218 237V235H217ZM98 237H96L97 239ZM117 238V237H116ZM251 238V237H250ZM99 239V238H98ZM130 240H133L135 238H130ZM6 240V237H5ZM115 240L116 245L117 244V240L116 239H112ZM179 240V239H178ZM0 241L2 242V246L0 245V249H1V253H0V258L3 254V257H16L18 258V254L19 251H17L16 253H12V251H10L12 256L7 255V251L8 250V246H7V242L8 241H4V237L0 238ZM134 241V240H133ZM119 242V241H118ZM120 244V243H119ZM152 244V243H151ZM150 244V245H151ZM121 245V244H120ZM146 245V244H145ZM152 246V245H151ZM219 246V245H218ZM31 247V246H30ZM146 247V246H144ZM150 247V246H149ZM147 245V248H149ZM100 248H102L100 246ZM143 248V247H142ZM247 248V247H246ZM24 249H26L24 247ZM30 249V248H29ZM10 250V249H9ZM146 250V249H145ZM148 250V249H147ZM25 251V250H24ZM142 251V249H141ZM27 252V251H26ZM144 253H147L144 252ZM153 253V252H152ZM161 253L163 254V256H165V251L161 250ZM255 253V252H254ZM228 254V253H227ZM236 254V252H235ZM238 254V253H237ZM230 255V254H229ZM23 256V255H22ZM238 256V255H236ZM152 257V256H151ZM231 257V256H230ZM153 258V257H152ZM241 258V257H240ZM3 258H1L2 260ZM12 259V258H11ZM19 259V258H18ZM151 259V258H150ZM231 259V258H230ZM235 259V258H234ZM243 259V258H242ZM17 260V259H16ZM32 260V259H29ZM36 261V260H35ZM248 261V260H247ZM231 262V261H230ZM240 264V263H239ZM249 264V263H248ZM251 264V263H250Z\"/></svg>","mask_w":264,"mask_h":264}]
</instances>
